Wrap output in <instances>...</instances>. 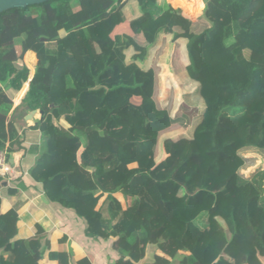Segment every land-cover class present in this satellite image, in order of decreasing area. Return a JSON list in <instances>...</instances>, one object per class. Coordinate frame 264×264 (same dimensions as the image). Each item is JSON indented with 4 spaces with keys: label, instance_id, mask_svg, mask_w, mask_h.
<instances>
[{
    "label": "trees",
    "instance_id": "obj_1",
    "mask_svg": "<svg viewBox=\"0 0 264 264\" xmlns=\"http://www.w3.org/2000/svg\"><path fill=\"white\" fill-rule=\"evenodd\" d=\"M192 1L0 15V150L23 151L15 120L43 112L29 174L88 238L126 252L113 264H188L182 251L190 264H264V0H206L195 22L204 2ZM27 82L12 110L7 92ZM1 205L0 264H92L65 235L17 238L25 203Z\"/></svg>",
    "mask_w": 264,
    "mask_h": 264
},
{
    "label": "crops",
    "instance_id": "obj_2",
    "mask_svg": "<svg viewBox=\"0 0 264 264\" xmlns=\"http://www.w3.org/2000/svg\"><path fill=\"white\" fill-rule=\"evenodd\" d=\"M203 6L196 19H185L190 21L198 20L205 13L207 8L206 0H204ZM31 54L34 55L32 61L35 66L36 56L33 52L27 51L25 58H31ZM31 73L33 76V70H31ZM31 79L32 77L28 78V82ZM28 82L15 94L7 92L12 101V110L19 108L27 90ZM42 118L43 114L41 115L39 110H36L28 112L23 118L15 120V126L23 140L24 150L13 153L12 157L10 155L9 162L13 163L20 177L15 184L4 180L0 187V199L3 211L10 208L18 200L25 203L17 222V238L34 236L39 229L47 234L52 245L56 247L57 240L62 235L67 236L71 240L70 237L74 235L73 231H77L78 227L74 223V217H72L71 212L59 209L50 202L44 195L42 185L34 181L29 174L41 151L42 134L39 129V123ZM84 236L86 237V235ZM86 239L81 246H77L73 242L72 244L78 253L86 255L92 264H113L119 254L126 256V252H115L110 241L93 240L88 237ZM180 254L187 259L188 264L192 263L193 259L187 252L182 251Z\"/></svg>",
    "mask_w": 264,
    "mask_h": 264
},
{
    "label": "rangeland",
    "instance_id": "obj_3",
    "mask_svg": "<svg viewBox=\"0 0 264 264\" xmlns=\"http://www.w3.org/2000/svg\"><path fill=\"white\" fill-rule=\"evenodd\" d=\"M187 1H189V0H187ZM194 1V0H193ZM193 1H192V3H193ZM199 1H202V2H204V0H199ZM166 3H167V1H166ZM168 5V4H167ZM193 5L195 6L196 5V1H194V3H193ZM202 17V16H201ZM200 17V18H201ZM199 18V19H200ZM198 19V20H199ZM195 21H197V20H195ZM194 21V22H195ZM110 23L109 22H106V23H103V24H101V31L99 32V34H104V33H107L108 32V28H110ZM116 31H120L121 33H127L128 34V29L126 30V28H125V25L123 24V25H121V24H119V26H117L116 27ZM26 54V53H25ZM25 54L23 55V59H22V62H23V64L24 65H27L28 67V69L30 70V73H31V70H33V73H34V68L36 67V64H35V66L33 65V61L31 62V60H26L25 59ZM32 74V73H31ZM29 75V78L30 77H32V75ZM24 86V85H23ZM263 165L264 166V161H257V163H256V165ZM247 171H250V170H247ZM115 196L116 197H118L119 199H121V195L120 194H115ZM71 215H73L72 217H74V223L77 225V227H78V229H77V231H73V236L72 237H70L71 238V240H72V242L74 243V244H76L77 246H81L82 244H83V242L84 241H86L87 239H86V237L84 236L85 235V231H84V229H85V226H84V223H83V221L80 219V218H78L77 216H75L74 214H72L71 213ZM72 230V229H71ZM75 230V229H74ZM84 231V232H83ZM106 243V242H105ZM102 250V249H101ZM101 253H103L102 251H101ZM104 254V253H103Z\"/></svg>",
    "mask_w": 264,
    "mask_h": 264
},
{
    "label": "built area",
    "instance_id": "obj_4",
    "mask_svg": "<svg viewBox=\"0 0 264 264\" xmlns=\"http://www.w3.org/2000/svg\"><path fill=\"white\" fill-rule=\"evenodd\" d=\"M20 174L15 169L13 163L9 162L5 150H0V179L5 181H15L19 179Z\"/></svg>",
    "mask_w": 264,
    "mask_h": 264
},
{
    "label": "water",
    "instance_id": "obj_5",
    "mask_svg": "<svg viewBox=\"0 0 264 264\" xmlns=\"http://www.w3.org/2000/svg\"><path fill=\"white\" fill-rule=\"evenodd\" d=\"M54 0H0V15L13 9H24L28 6L41 5ZM42 115L43 112L39 111Z\"/></svg>",
    "mask_w": 264,
    "mask_h": 264
}]
</instances>
